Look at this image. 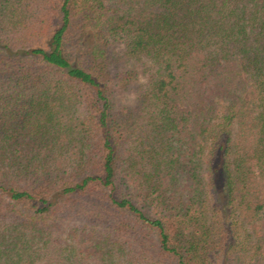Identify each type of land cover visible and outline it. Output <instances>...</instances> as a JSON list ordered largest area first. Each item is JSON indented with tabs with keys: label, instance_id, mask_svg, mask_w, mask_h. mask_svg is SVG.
<instances>
[{
	"label": "trees",
	"instance_id": "trees-1",
	"mask_svg": "<svg viewBox=\"0 0 264 264\" xmlns=\"http://www.w3.org/2000/svg\"><path fill=\"white\" fill-rule=\"evenodd\" d=\"M0 264H264V0H0Z\"/></svg>",
	"mask_w": 264,
	"mask_h": 264
},
{
	"label": "rangeland",
	"instance_id": "rangeland-1",
	"mask_svg": "<svg viewBox=\"0 0 264 264\" xmlns=\"http://www.w3.org/2000/svg\"><path fill=\"white\" fill-rule=\"evenodd\" d=\"M116 102L117 105H126L130 108H134L136 106L135 88H132L127 92L118 93Z\"/></svg>",
	"mask_w": 264,
	"mask_h": 264
}]
</instances>
